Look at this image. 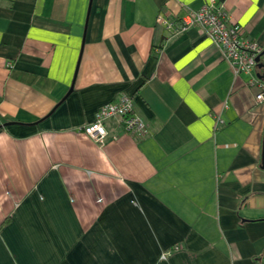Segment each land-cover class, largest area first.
I'll return each mask as SVG.
<instances>
[{
	"label": "crops",
	"instance_id": "1",
	"mask_svg": "<svg viewBox=\"0 0 264 264\" xmlns=\"http://www.w3.org/2000/svg\"><path fill=\"white\" fill-rule=\"evenodd\" d=\"M205 1L0 0V264H264L263 70L158 20ZM124 96L147 133L83 132Z\"/></svg>",
	"mask_w": 264,
	"mask_h": 264
},
{
	"label": "built area",
	"instance_id": "2",
	"mask_svg": "<svg viewBox=\"0 0 264 264\" xmlns=\"http://www.w3.org/2000/svg\"><path fill=\"white\" fill-rule=\"evenodd\" d=\"M158 20L171 35L182 33L191 26H198L220 48L222 56L231 64L235 75L252 72L257 65L256 57L263 50L256 39L245 36L242 28L231 21L218 0H206L199 8L185 12L175 21L161 14L158 15ZM254 82L259 88L255 95L256 100L264 101V82L258 79H254ZM111 118L120 119L127 130L139 134L147 133L146 122L132 112L129 96L103 104L95 112L93 119L83 125L82 130L95 141L102 142L107 135L105 121ZM167 253L162 252L161 257L164 258Z\"/></svg>",
	"mask_w": 264,
	"mask_h": 264
},
{
	"label": "water",
	"instance_id": "3",
	"mask_svg": "<svg viewBox=\"0 0 264 264\" xmlns=\"http://www.w3.org/2000/svg\"><path fill=\"white\" fill-rule=\"evenodd\" d=\"M264 54V49L258 54L256 57L257 60V66L262 68L263 73L260 75L261 78H264V62L260 61V57ZM7 124V123H5ZM2 125H0L1 127ZM262 166L264 167V137H263V148H262Z\"/></svg>",
	"mask_w": 264,
	"mask_h": 264
}]
</instances>
